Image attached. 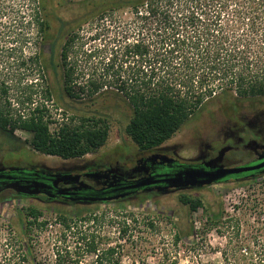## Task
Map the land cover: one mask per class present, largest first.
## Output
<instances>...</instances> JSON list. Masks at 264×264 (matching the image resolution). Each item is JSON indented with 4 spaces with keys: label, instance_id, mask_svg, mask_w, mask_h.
Listing matches in <instances>:
<instances>
[{
    "label": "trees",
    "instance_id": "trees-1",
    "mask_svg": "<svg viewBox=\"0 0 264 264\" xmlns=\"http://www.w3.org/2000/svg\"><path fill=\"white\" fill-rule=\"evenodd\" d=\"M71 1L58 2V7H76L72 19L62 20L52 14L47 0H0V136L7 142L17 144L15 132L22 131L30 135L33 151L61 160L81 159L105 145L110 129L106 116L83 115L77 107L64 108L61 104L64 96L73 104L84 103V93L91 98L100 91L101 87L89 79L86 87L75 90L74 66L67 63L79 38L77 32L92 23L99 32L94 34V41L110 33V24L116 29L132 27L137 32L132 40L120 38L121 44L112 38L111 50L99 61L104 62L106 72L116 71L114 89L101 94H113L127 103L131 116L124 133L140 151L170 140L212 103L235 111L237 103L264 96L263 51L253 56L247 53L253 39L245 48L242 46L244 51L240 49L241 38L236 34L227 37L222 23L224 11L231 5L235 6L230 12L232 18L240 20L241 16L254 14L249 0ZM252 23L248 30L253 32ZM60 43L63 44L56 56ZM47 44L48 54L44 50ZM92 53L85 56L92 57ZM124 63L131 71L120 79L119 69ZM113 68L116 70L112 71ZM57 75L59 84L54 86L50 78ZM47 102L58 103L71 116L65 121L63 113L60 120L55 119ZM12 174L19 175L15 170ZM38 195L16 194V198ZM180 202L191 213L203 208L209 214L208 226L217 228L221 215L204 208L199 198L183 195ZM25 211V219L31 220L27 221L24 233L33 224L45 225L35 224L42 215L40 209L28 206ZM81 214L82 211L75 210L56 212L63 224ZM240 251L229 256L223 250L222 264H256L252 255ZM115 256V248H108L91 264H121Z\"/></svg>",
    "mask_w": 264,
    "mask_h": 264
},
{
    "label": "rangeland",
    "instance_id": "rangeland-1",
    "mask_svg": "<svg viewBox=\"0 0 264 264\" xmlns=\"http://www.w3.org/2000/svg\"><path fill=\"white\" fill-rule=\"evenodd\" d=\"M58 2L47 0L52 14L62 20L72 19L76 7L71 4L58 7ZM248 4L255 8V12L241 16L240 20L231 16L230 12L235 6H228L222 17L223 27L226 28L227 37L236 34L241 38L240 49L242 46L245 48L250 39L254 40L247 51L249 55H256L258 51L264 54V0H249ZM251 22L255 24L253 32L248 30ZM94 24H87L77 32L79 38L75 40L67 63L74 66L75 83L72 86L75 90L80 86L86 87L89 79L101 87L100 91L91 98L84 93L81 96L84 103L73 104L64 96L61 104L64 108L75 106L78 113L83 115L106 116L110 129L105 145L81 159L61 160L33 151L29 145L30 135L16 131L17 144L7 142L0 136V144L4 143L0 145V163L3 165L63 170L90 161L113 163L115 160H124L126 154L138 151L137 146L124 133L126 122L131 116L129 106L113 94H101L103 90L114 89L116 77L113 74L116 71L113 74L106 72L104 62L99 61L106 58L111 50L112 38L118 39L121 44V41L135 38L137 32L132 27L124 29L120 26L116 29L115 25L110 24V33L94 41V34L98 32ZM62 44L56 48V56ZM44 50L47 54L50 52L48 44ZM90 51L94 52L92 57L85 56ZM129 69L128 63H124L122 69H119L120 79L128 76V71H131ZM58 81V75L50 78L54 86L59 84ZM46 104L57 120L61 119L63 113L64 120L71 116L69 111L56 102ZM263 109L264 96L237 103L235 111L212 103L165 144H176L180 147L181 156L190 157L201 140H215L219 126ZM183 195L199 198L204 208L220 214L217 228L208 226L209 214L203 208L189 212L188 206L180 202ZM28 206L41 210L42 215L35 224L45 225L33 224L24 233L27 221L31 220L25 219ZM73 210L82 211L81 217L67 221L66 224L56 215L57 211ZM108 248H115V257L120 259L121 264H222L223 250L230 256L238 249L243 255H252L256 264H264V176L249 182L218 183L184 193L151 198L144 195L141 199L131 201L76 207L40 203L33 198L0 200L1 264H91L97 255Z\"/></svg>",
    "mask_w": 264,
    "mask_h": 264
},
{
    "label": "flooded vegetation",
    "instance_id": "flooded-vegetation-1",
    "mask_svg": "<svg viewBox=\"0 0 264 264\" xmlns=\"http://www.w3.org/2000/svg\"><path fill=\"white\" fill-rule=\"evenodd\" d=\"M239 120L219 126L215 140H201L190 157L180 155L176 144L162 145L148 151L138 150L126 154L124 160L113 163L90 161L70 169L51 170L48 168L5 166L0 163V200L16 198L12 188H7L13 180L22 184L32 180L46 185L40 195L33 197L40 203H54L63 206H86L116 201H131L194 191L196 187H176L172 178L185 170H195L203 174L213 172L221 166L225 169L255 167L258 169L227 175L211 185L225 182H249L264 176V109L240 116ZM222 149L225 152L220 161ZM15 170L19 175L12 174ZM36 172V173H31ZM65 179H55L54 176ZM61 179V180H60ZM203 176L202 180H207ZM207 187V186H204ZM202 187V188H204Z\"/></svg>",
    "mask_w": 264,
    "mask_h": 264
},
{
    "label": "water",
    "instance_id": "water-1",
    "mask_svg": "<svg viewBox=\"0 0 264 264\" xmlns=\"http://www.w3.org/2000/svg\"><path fill=\"white\" fill-rule=\"evenodd\" d=\"M225 152V149H222L221 152L219 153V156L217 159H215L214 162L220 161L222 158L223 153ZM259 166L255 167H238V168H231V169H225L221 166L217 167V169L213 172L209 173H201L199 171L195 170H185L180 174L175 175L170 182H173L174 185H177L181 179H183V183L180 186H176L178 188L182 187H196V188H202L204 186H209L211 185L214 181L220 180L223 177L227 175H236L240 173H245L248 171H252L254 169H258ZM203 176H207V180H202ZM68 175L62 176V177H57L56 175L54 176L55 179H65L68 178ZM60 179V180H61ZM43 185L41 183H38L36 181H32V183L29 184H21L19 181H12L10 182L9 185H7V188H12L16 194H23V195H28V196H35L41 193V188Z\"/></svg>",
    "mask_w": 264,
    "mask_h": 264
}]
</instances>
